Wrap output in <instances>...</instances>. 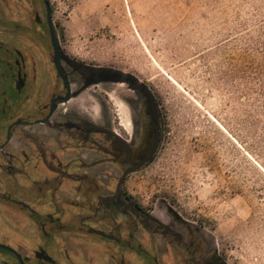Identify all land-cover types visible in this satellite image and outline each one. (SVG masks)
<instances>
[{"label": "rangeland", "instance_id": "obj_1", "mask_svg": "<svg viewBox=\"0 0 264 264\" xmlns=\"http://www.w3.org/2000/svg\"><path fill=\"white\" fill-rule=\"evenodd\" d=\"M48 2L61 51L120 76L102 92L114 127L130 130L139 86L161 115L155 159L126 192L226 264H264V0ZM37 14L42 0H0V39L18 34L31 58L49 49ZM70 106L100 110L91 91Z\"/></svg>", "mask_w": 264, "mask_h": 264}, {"label": "flooded vegetation", "instance_id": "obj_2", "mask_svg": "<svg viewBox=\"0 0 264 264\" xmlns=\"http://www.w3.org/2000/svg\"><path fill=\"white\" fill-rule=\"evenodd\" d=\"M35 22L47 28L41 35L50 43L35 58L16 42L18 34L0 39V244L24 264H226L193 232L180 231L176 217L163 223L124 189L151 165L163 137L148 91L139 86L127 98L126 134L114 127L102 94L120 76L61 51L73 97L59 103L69 91L47 19L37 14ZM89 91L100 104L96 119L70 106ZM77 233L86 238L75 240ZM0 263L21 264L4 249Z\"/></svg>", "mask_w": 264, "mask_h": 264}, {"label": "water", "instance_id": "obj_3", "mask_svg": "<svg viewBox=\"0 0 264 264\" xmlns=\"http://www.w3.org/2000/svg\"><path fill=\"white\" fill-rule=\"evenodd\" d=\"M45 8H46V19H47V23H48V27H49V33H50V37H51V42H52V46L55 52L54 55V63L57 67V71L58 74L64 79L65 81V85L69 91V94L62 100L59 101V103H65L68 102L73 96L70 93V82L66 79V77L63 75L62 72V67L60 65V58H61V48H60V44H59V40H58V36L56 34V30H55V26L53 23V17H52V12H51V8H50V4L48 2V0H43ZM54 105V104H53ZM0 249H4L7 250L13 254H15L17 256V258L19 259V261L21 262V264H24L22 257L12 248L0 244Z\"/></svg>", "mask_w": 264, "mask_h": 264}, {"label": "trees", "instance_id": "obj_4", "mask_svg": "<svg viewBox=\"0 0 264 264\" xmlns=\"http://www.w3.org/2000/svg\"><path fill=\"white\" fill-rule=\"evenodd\" d=\"M252 92H254L253 88L250 89ZM264 92V91H263ZM261 94V93H260ZM263 99H264V93L261 94ZM262 108H263V112H264V101H263V104H262Z\"/></svg>", "mask_w": 264, "mask_h": 264}]
</instances>
